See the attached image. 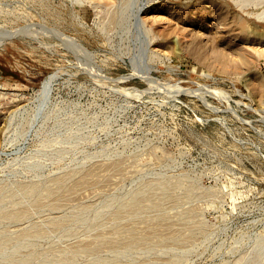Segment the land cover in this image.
<instances>
[{"label": "rangeland", "instance_id": "obj_1", "mask_svg": "<svg viewBox=\"0 0 264 264\" xmlns=\"http://www.w3.org/2000/svg\"><path fill=\"white\" fill-rule=\"evenodd\" d=\"M0 264H264V0H0Z\"/></svg>", "mask_w": 264, "mask_h": 264}, {"label": "bare ground", "instance_id": "obj_2", "mask_svg": "<svg viewBox=\"0 0 264 264\" xmlns=\"http://www.w3.org/2000/svg\"><path fill=\"white\" fill-rule=\"evenodd\" d=\"M108 1H106V3L105 4H110V2L109 3H107ZM144 21H145V19H144ZM146 22V21H145ZM53 74V73H52ZM52 74H50V75H48L47 77H45L42 81H41V85H40V89H39V94L40 93H42V92H45L46 90H47V88H48V86L50 85L49 84V82L51 81V78H53L52 76Z\"/></svg>", "mask_w": 264, "mask_h": 264}]
</instances>
